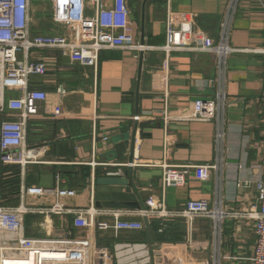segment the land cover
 <instances>
[{"label":"crops","instance_id":"0c3cea01","mask_svg":"<svg viewBox=\"0 0 264 264\" xmlns=\"http://www.w3.org/2000/svg\"><path fill=\"white\" fill-rule=\"evenodd\" d=\"M103 1L108 5L112 2ZM38 2L31 3L30 7L31 35L67 34L66 28L54 24L52 19V24L38 31L37 17L45 12L40 4H49L48 0ZM127 2L135 41L158 47L165 40L167 10L171 11L175 26L190 30L198 43L216 44L230 0ZM85 11L89 15L93 12L88 6ZM49 14L51 17V9ZM228 43L237 51L227 57L226 71L221 78L216 70V57L209 53L178 51L166 56L159 50L142 53L104 50L99 53L94 70L91 66L72 64L56 51L33 49L31 61L49 64L45 76L30 80L31 88L48 93V100L37 115L30 117L27 126V148L44 147L39 186L52 188L59 178L63 182L61 186L67 188L64 178L51 175L52 166H87L89 183L83 189H71L76 192L74 197L61 199L73 209H82L94 204L91 183L95 187V179L106 174L122 175L126 180L130 176L144 201L160 194L161 169L151 164L166 162L178 168L217 166L205 174L191 170L183 187H169L164 195L165 207L170 212L182 210L187 201H204L210 207L219 204L228 214L222 223L220 238L214 236L210 219L188 222L171 218L165 222L169 241L151 240L152 247L162 252L159 257L162 264L186 261L252 264L254 221L246 214L257 209L255 182L261 176L264 158V53L252 50H264V0H238ZM58 86L67 91L65 96H56ZM220 87L225 104L218 114L219 120L180 122L173 119L165 125V110L173 118L188 114L195 100L213 99ZM8 94L17 97L18 93L9 91ZM56 105L61 107L59 116L52 114ZM135 116H139L138 121L133 120ZM218 127L223 134L219 148L215 142ZM133 133L131 163L134 166L128 167L130 145L118 157L115 144L130 142ZM94 135L96 146L93 148ZM103 136L108 138L106 142L101 141ZM166 140L169 149L165 155ZM68 157L70 162H64L68 159L62 158ZM92 161L116 166L92 168ZM30 201L49 205L54 200L45 197ZM41 225V221L32 218L27 226L29 235H43ZM68 230L73 236L82 235L70 226ZM58 231L52 232L55 235ZM127 236L122 233L117 241L124 242ZM101 237L97 241L102 244ZM180 237L182 241H173ZM146 238L134 243H146Z\"/></svg>","mask_w":264,"mask_h":264},{"label":"built area","instance_id":"2783aa9c","mask_svg":"<svg viewBox=\"0 0 264 264\" xmlns=\"http://www.w3.org/2000/svg\"><path fill=\"white\" fill-rule=\"evenodd\" d=\"M51 19L54 24L67 30L65 35H31L30 7L32 0H0V115L12 118L0 123V162L4 165H41L40 157L44 147L27 148V126L30 117L39 113L41 105L48 100V93L31 88L30 80L47 74L49 64L30 60L33 49L58 52L72 64L97 67L99 53L104 50H130L144 52L159 50L166 56L173 52L209 53L216 57V70L219 78L226 71L227 57L237 51L229 46V35L238 0H230L227 14L221 24L218 42L214 45L198 43L190 30L176 27L170 10L165 17L164 44L149 47L134 40L130 10L127 0H112L106 4L103 0H48ZM86 6L92 8L91 15ZM262 54L264 50H252ZM20 54V57H19ZM17 92V97L6 98V92ZM58 97L67 91L58 86ZM225 104L223 88L217 89L213 99L195 100L188 114H179L173 118L164 111L165 125L171 121L196 122L219 120V112ZM54 116L61 115L60 105L53 108ZM139 116L133 118L138 121ZM223 134L217 129L215 142L220 147ZM106 136L101 137L106 142ZM93 148L96 146L95 135ZM169 149L164 144L165 155ZM161 169L160 194L144 200L139 211L97 209L93 204L89 208L73 209L62 198H71L76 192L62 187L58 178L52 188L25 187L19 192V204L15 207L0 206V264H162L161 253L147 243H129L117 241L122 233H137L145 230L143 219L157 221L158 233L165 229L168 219L176 218L193 221L197 218L210 219L213 234L220 238L222 223L228 214L219 204L210 207L204 201H187L180 211L170 212L165 207V190L169 187H183L191 170L205 174L217 166H198L178 168L166 162L151 164ZM97 166H116V164H98ZM128 167L134 163L127 164ZM257 209L246 216L254 221L255 246L252 264H264V158L261 162V176L255 182ZM94 192L93 182L90 185ZM53 198L49 205L31 203L40 198ZM29 216L41 218L43 235L26 234L25 222ZM53 218L59 222L60 235L53 234ZM72 218L69 224L68 219ZM138 218V219H136ZM82 232L73 236L68 228ZM110 245L99 243L97 237ZM217 239V240H218ZM164 255L163 257L166 258ZM182 264H192L185 262ZM198 264H207L201 262Z\"/></svg>","mask_w":264,"mask_h":264},{"label":"trees","instance_id":"16d2710c","mask_svg":"<svg viewBox=\"0 0 264 264\" xmlns=\"http://www.w3.org/2000/svg\"><path fill=\"white\" fill-rule=\"evenodd\" d=\"M5 116V117H4ZM12 118V116H10ZM9 119V115L4 114L0 115V123L4 120ZM58 122H54L57 124ZM30 122L28 123V126ZM27 135H29L28 127H27ZM29 138V137H27ZM47 158H49L47 156ZM68 159L64 162H70V158H62ZM43 165H27L24 169L19 165H4L0 162V206L1 207H15L19 204V192L20 187L23 184L25 187H41L39 186L40 177L43 175V170L41 169ZM78 170V171H76ZM52 176H56L59 174L62 178L66 180L67 189L79 190L83 189L86 186L87 181L90 179V169L87 166H76V165H55L50 168ZM53 187V186H52ZM35 220L38 217L29 216L26 218L25 229L26 234L29 235L27 226L29 225V221ZM150 231H151V240L156 241H169L167 238V229H164L162 233H158L159 223L156 221H151L149 223ZM128 236L124 238V242H143L145 241V231L137 232V233H126ZM60 232L58 231L55 236H59ZM104 240V239H103ZM183 237L177 238L173 241H182ZM106 243V240H104ZM103 242V243H104ZM152 242V241H151ZM110 243V242H109ZM110 245V244H108Z\"/></svg>","mask_w":264,"mask_h":264},{"label":"water","instance_id":"95a60500","mask_svg":"<svg viewBox=\"0 0 264 264\" xmlns=\"http://www.w3.org/2000/svg\"><path fill=\"white\" fill-rule=\"evenodd\" d=\"M140 57V62H141ZM134 141L135 134L133 133L130 142H121L115 144V151L120 157L121 150H124L126 145H130L128 161L131 163L134 157ZM94 192L91 194L93 206L97 209L108 210H126L139 211L143 207L144 201L138 195L135 186L130 178L126 180L124 176L116 174H106L95 179ZM89 183V180H88ZM146 233V243L151 246L150 226L146 218L143 219Z\"/></svg>","mask_w":264,"mask_h":264},{"label":"rangeland","instance_id":"374dc122","mask_svg":"<svg viewBox=\"0 0 264 264\" xmlns=\"http://www.w3.org/2000/svg\"><path fill=\"white\" fill-rule=\"evenodd\" d=\"M32 3L37 4L39 2H38V0H32ZM40 8H42V9L44 8L45 9V12H42L40 15H38L37 19L40 20L39 21L40 23L38 22V26L36 25V27L39 28L38 29L39 32H42L40 30L41 27H43V26H49L52 23H51V17H50V14H49V9H50L49 4L46 3V2L45 3H41L40 4ZM41 19H42V21H41ZM134 40H135V36H134ZM32 52H33V50L30 51V57H31ZM19 57H20V54H19ZM9 97H11V95L8 94V92H6V98H9ZM41 220H42L41 218H37L36 219V221H41ZM57 222H58L57 219L56 218H53L54 229L56 231L59 229V227H58L59 226V222H58V224H57ZM30 235L35 236L34 234H30Z\"/></svg>","mask_w":264,"mask_h":264},{"label":"bare ground","instance_id":"6f19581e","mask_svg":"<svg viewBox=\"0 0 264 264\" xmlns=\"http://www.w3.org/2000/svg\"><path fill=\"white\" fill-rule=\"evenodd\" d=\"M16 264H20V263H16Z\"/></svg>","mask_w":264,"mask_h":264}]
</instances>
